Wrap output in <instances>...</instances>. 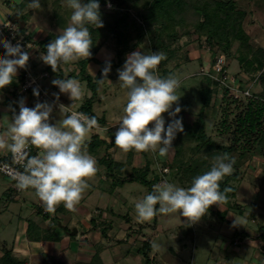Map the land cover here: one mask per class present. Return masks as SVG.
<instances>
[{
    "label": "rangeland",
    "instance_id": "1",
    "mask_svg": "<svg viewBox=\"0 0 264 264\" xmlns=\"http://www.w3.org/2000/svg\"><path fill=\"white\" fill-rule=\"evenodd\" d=\"M102 1L105 2L104 5L100 4L103 27L96 29L94 25H88L93 45L97 49L96 58L100 62L110 60V62L119 63V66L113 68L108 73L104 83L100 85V92L97 95L100 103L97 104L95 109L99 117H104L107 120V125L98 124V126L89 133L90 138H88L89 140L87 141H90L91 138L95 136L100 140L107 141V144L111 145L107 150L106 147L103 148V150L97 154L98 157H95L96 160L100 157H106L108 159L109 162H103L104 165L100 168V170H104L103 173L107 174L108 181L102 182L98 188L95 187L96 189L88 182L89 187L83 193L74 210L66 209L63 204L56 206V210L54 212L55 215L59 218V220L63 221L64 224H67L68 229H72V226L69 225V222H71L70 219H80L79 210H81V208L86 211L90 209L94 210L95 207H116L117 214H121L120 216H123L125 211L131 210L133 216L137 218L135 204L142 200L148 193L147 188L138 182H123L124 177L131 173V168L128 164L129 151L127 153H122L121 150L114 144V134L119 127L120 118L123 115V108L127 103L126 92L125 90H122L118 84V70L122 69L128 54L137 50L146 53H150V51H159L163 53L166 57L165 59H168L166 64L162 67V69L167 70L166 76L174 75L180 82L177 94L181 97L178 104L181 107V112L183 111L184 113L182 120L184 129L183 132L177 133L176 138L172 143V149L167 157L160 158L157 154L152 152H140L142 160L140 162L137 160L136 162V166L143 168L148 160L151 167L156 169L159 175H163L160 183L165 180L175 183L172 180L174 173L169 176V173L172 170L169 161L173 158V153L176 148H182V146L188 148L190 145L193 148L197 145L195 140L188 141L189 143L185 142L187 139V126L193 130L199 131L201 126L205 125L207 134L214 139H218L217 128L218 123L220 122L219 118L221 117V111L224 108L223 97L225 90H228L229 94L234 96L236 99L242 100L252 95L257 97L264 96V77H261L264 75V68L258 72L255 71L256 66H251L252 54L248 52V50H242L245 49L244 43L236 40L235 38L237 33L236 31H238L240 25L246 33V29L249 31L247 34L249 35L250 41L255 48H260L262 47V44H264V36L261 34V30L251 28L259 22L254 19V13L259 10L256 8L257 6L253 4L254 0H241V2L236 0H216V2L223 4H234V12L231 13V17H226L223 13H216V9L212 7L210 9L211 21L209 26L207 25L208 27L206 30H197L196 18L192 14L186 15V13L183 14L185 15L183 16L184 18L182 17V19L177 20L174 25H171V27L168 26L169 28H167V25L164 26V24H156L149 27V24L144 19L146 14L145 7H141L139 10H135L134 7H132V3H136L135 0ZM28 2L29 0H0V44L5 41H10L13 45L19 43L24 50L29 52V61L27 65L22 69H18L17 75L14 78V83L17 85V95L22 96L25 105L27 106L29 104L27 107L30 108L34 107L39 101L54 104L55 108L60 107V105L66 107L68 105L66 100L60 97L53 103L50 99H48L50 97L48 91H50L52 83H44L47 90V97H44L42 100L40 98L36 100L34 94L19 93V84L23 78L22 74H24L23 72H25V69L36 76H40L42 73L49 71V65L43 63L41 60V54L46 53L47 45L59 34H61L64 28L68 26L72 13V9L67 6L66 0H40V8L38 9L31 8ZM109 4L111 7H109ZM240 16L241 18L243 16L242 20L239 19ZM13 17L18 19L17 23L12 20ZM114 17H119L120 19L125 17L122 27L115 24L113 19ZM200 21L203 23L205 19L202 18ZM20 22L25 29V34L20 33L21 29L18 26V23ZM261 22L262 21L259 22V24H261L260 27L264 30V24ZM247 26L251 28V30L248 29ZM111 27L114 29L112 30ZM213 28L220 31L224 40L221 37H217L215 41L208 42V37L210 36L209 34L212 32ZM173 30L177 34V38L174 41L170 40V35ZM227 35L229 39H231V48L230 50L228 49V51H230L231 58H228L225 53L226 46H229L225 40ZM159 36L161 38H159ZM11 38L15 41H12ZM158 40L161 41L162 44H159ZM123 41L128 43L127 46L123 44ZM219 41H221V43H218ZM27 45L30 46L29 49L27 48ZM0 53L1 58H3L5 50L2 47H0ZM214 57H217L216 63H220V60H222L220 66L226 68L225 79H223L224 83L219 82V80L216 79L220 78L217 77L220 71L217 70L216 63L213 64ZM240 57L244 59V68L238 60ZM85 59L88 58H82L67 65H62L60 66L61 69L59 67L58 68L62 71L67 69L68 72L65 73V76H69L70 73H78L79 76L83 77L85 76L82 72L84 69L85 72L91 76H96L100 69V65L94 63L93 61L87 62L83 65L82 61ZM165 59H163L160 63H162ZM259 59H262V57ZM159 66L160 64L156 67L155 71L158 75L162 76V70H160ZM57 71L58 70H56L53 74L49 71V77L45 79V81L57 79L59 77ZM207 78L211 81H216L219 84L217 85L210 82V87L212 89H210V105L201 112V109L203 108L202 87L209 86ZM256 80H258V83L255 85L254 82ZM81 85L83 87V95L81 98H84L89 94L86 93L87 87L84 84ZM89 93L91 94L90 91ZM66 98L71 101L68 96ZM82 101H79L78 103L77 101H73L75 104L69 103V106L77 107L78 109L70 110L80 111L78 107L82 104ZM8 107L10 109L9 112L13 113L11 107L8 105V94L6 90H0V114L7 113ZM173 107H175V105ZM61 112H65L66 115L70 114V111L65 109H61ZM180 113L177 118H180ZM164 115L166 118L165 127H167V123L169 122L168 114L165 113ZM0 116V120L4 121V126H0L1 135L6 131L7 127H5V125L7 126V123L10 120L8 121L2 115ZM108 122L110 123L109 125ZM149 127H151V124ZM88 153L92 155L89 151ZM216 156L223 155L221 153L212 155V157L207 159V161H213ZM244 162L245 163L242 168V172L244 173L241 178L242 181L232 183L231 210H233V213L238 216L237 225H241L240 228L243 230L247 228V233L252 235L253 238V236L256 237V233L261 232L259 224L262 226L264 225L262 219H260L261 221L256 220L258 215L257 209H259L260 213H264V149L259 148ZM108 167L110 168V171ZM117 168L120 169L117 170ZM165 170L167 171L165 172ZM114 183L116 186H113ZM177 186L179 185L177 184ZM25 195L27 201L25 203L23 201L21 202L24 206L15 205L14 207L8 208L0 207L2 210L4 209L1 212L0 226L2 224L5 226L9 223V221H13L14 219L16 220L19 214H22L23 217L29 216L31 209L28 205L31 206L33 203L37 205L39 200L36 199V196L31 191L29 193L26 191ZM212 207H227V205L220 203L219 205H212ZM239 207L243 208V210L246 209V211L242 213L243 216H240L239 214ZM100 208L97 210L95 209L93 211V215H100ZM263 213L262 216L264 217ZM51 215L47 219L41 215L38 216L40 219L56 225L57 222ZM206 215L208 217L207 221H210L211 223H209L205 229H202L203 231H198L199 233L204 232L201 238L204 239L203 242L206 244V248L203 249L202 245L199 243L198 254L202 251H204L206 255L213 252L214 257L219 252L218 247L223 248L225 244L223 240L226 242H231L233 240L231 239L233 238L231 236L228 237L226 235H222L223 231L227 229V231L231 230V232H234V228L230 227L226 222V227L224 230L222 229V232H220L222 226L220 223L221 217H218L219 219L217 220L216 214L213 219H210L208 214ZM252 216H254L253 219ZM164 219H168L167 221L169 224L172 222V224L176 225H184L187 222L186 218L180 217L178 214L165 215ZM186 225L184 228H180L178 231L179 233L177 232L178 235L180 234V237H182L181 232L188 235ZM78 226L81 232V224ZM209 226L211 227L209 228ZM118 230L119 229L117 227V231ZM191 230H193V228ZM13 231V228L4 230L0 227V241L11 238ZM242 234L243 233H240L239 235L241 243L244 241L245 237H243ZM187 238L188 244L185 245L183 254L191 256L194 245L191 244L192 241L191 239L189 240L188 236ZM156 246V252H159L158 258L163 264H172L177 260L175 259L174 254L180 252V245L169 244L166 238L162 236L159 240H157ZM170 247L175 248L174 254L169 252ZM30 250L32 251V249ZM17 253L19 254L22 252ZM227 258L228 257L225 255L222 256L223 263H226L225 259Z\"/></svg>",
    "mask_w": 264,
    "mask_h": 264
},
{
    "label": "clouds",
    "instance_id": "2",
    "mask_svg": "<svg viewBox=\"0 0 264 264\" xmlns=\"http://www.w3.org/2000/svg\"><path fill=\"white\" fill-rule=\"evenodd\" d=\"M66 2L72 9L70 22L47 45L46 53L41 54L43 63L51 66L54 72L62 65L89 58L93 41L88 25H94L96 29L103 27L99 0ZM28 3L33 9L40 8V0H29ZM0 47L5 50L4 57L0 58V90H3L13 83L18 69L27 65L29 52L21 44L13 45L10 41L3 42ZM165 58L159 51H133L118 70L119 87L127 96L114 134V144L122 153L132 150L152 152L165 158L177 133L184 130L182 117L177 118L181 112L178 104L181 97L177 94L180 82L174 75L162 77L155 71ZM110 71L111 62L108 60L102 76L107 77ZM104 81L97 80L99 84ZM52 84L60 93L67 94L72 102L83 95L77 79L59 78ZM33 94L39 96V90L33 89ZM56 98L58 100L59 94ZM61 109L70 111V114L51 123L52 104L39 102L30 108L21 100L19 112L13 110L11 122L3 134L6 139L0 138V149H6L14 159L23 162V171H17L14 177L16 187L33 192L43 203L44 211L49 213H54L59 204L74 210L89 187L88 178L97 171L96 160L88 153L85 144L88 134L98 126L96 117L71 111V106L60 105ZM165 113L169 119L167 127ZM33 147L38 150L37 155H30ZM234 163L227 155L216 156L210 170L195 176L187 188L167 180L154 185L153 190L135 204L137 219L147 221L160 214H178L186 218L188 225L199 222L210 206L227 202V193L231 189L221 191L220 183L232 174Z\"/></svg>",
    "mask_w": 264,
    "mask_h": 264
},
{
    "label": "crops",
    "instance_id": "3",
    "mask_svg": "<svg viewBox=\"0 0 264 264\" xmlns=\"http://www.w3.org/2000/svg\"><path fill=\"white\" fill-rule=\"evenodd\" d=\"M236 1L241 2V0ZM253 4H255L257 6L256 8L259 9L257 10L258 12L254 13V19L259 22L262 21L261 23L264 24V0H254ZM259 22L256 25H253L251 28H254L255 30H261V34H263L264 36V30L261 29V24H259ZM247 28L251 30V28H249L248 26ZM246 31L247 33H249L247 29ZM262 47L264 48V44H262ZM65 78H67V76H65ZM57 79H59V77ZM52 81L53 79L50 81L44 80V83H52ZM50 88V91H48L50 97L48 99H50L52 103L57 100L56 96L57 94H59L60 98L66 100L68 104L66 107H70L69 103L72 104L73 102L69 101L68 98H66L68 96L67 94L60 93L58 87L52 86V84ZM86 93L89 95H86L85 97H91L92 94H90L87 89ZM85 97L76 100L77 103L85 99ZM99 103L100 101L98 100V102L94 104V111L97 115L98 113L95 108ZM52 105L53 113L51 114L50 122L54 123L62 119L66 115V113L61 112L60 107L55 108V105ZM71 109L78 110L77 107L73 106L71 107ZM9 110L10 109L8 107L7 113L0 114L4 118H6V120H10L7 123L8 125L11 122V118L13 115V113H10ZM109 124L110 123L108 122V125ZM0 126H4V121L0 120ZM7 126L5 125V127ZM3 134L0 135V138H5L3 137ZM88 135L89 136L85 140L86 147L90 142L87 141L89 140L88 138H90V134ZM10 154L11 152L7 151L6 149H0V160H7V158L10 157ZM91 156L94 157L93 155ZM137 160L140 162L142 160V156L140 152L133 151V157L132 160H130L131 168L141 169L136 166ZM96 163V173L87 180L90 185H93V188H98L102 182L108 181L107 174L103 173L104 170H100V168L103 167L104 164L99 162L98 160H96ZM1 176L3 177V175H0V207L8 208L14 207L15 205L24 206L21 202L23 201L25 203L27 201V198L25 197L26 191H17L14 188L13 183L9 179H7L6 177L2 178ZM113 186H116L115 183L113 184ZM27 192L29 193L30 191ZM36 199L39 200L37 197ZM28 206L31 209V213L28 217H23L22 214H19L16 220L14 219L13 221H9V223L5 226L3 224L0 226L4 230L9 228L14 229L11 238L7 240L4 239L0 241V243L9 244V246L12 247V255L18 259L26 260L27 264H49L50 260L60 262L61 264H145L142 255L137 252V250H139L143 246L144 242H149L151 246V252L149 255L152 263L163 264L162 261L158 258L159 252H156L157 240H159L162 236L166 238L169 244L180 245V252L176 254H174V247L169 248V252L174 254L175 259H177L172 264H264V225L262 226L261 224H259L261 232L256 233V237L253 236L252 238V235H249L247 233V228L243 230L240 228L241 225H237L238 216L233 213L231 207L210 206V211H208L207 213L210 219L215 218V214L217 215V220L219 219L218 217H220L219 215H221V217L224 216V218L220 219V223L222 225L220 232H222V229L224 230V228L226 227V222L230 227L234 228V232H231V230L227 231V229L223 231L222 235H226L228 237L231 236L233 237L231 238L233 240L231 242H226L225 240H223L225 242L223 248L218 247L219 252L213 257V252L209 255H206L204 251L198 254L199 243L202 245L203 249L206 248V244H204L203 242L204 239L201 238L204 232L199 233L198 231L205 229V227L209 225V223H211L210 221H207V215H205L199 222L191 225H188L187 222L184 225H176L172 224V222H170L169 224V222L167 221L168 219H164L165 215L162 214L157 216L156 222H154L155 217L147 221H140L133 216L131 210L125 211V214L123 216H120L121 214H117L116 207H95L94 210L100 208L101 212L100 215L98 214V216H95L93 215L94 210L90 209L84 211L81 208V210H79L80 219L69 218L71 221L69 222V225L72 226V229H68L67 224H64L63 221L59 220L55 213H52L51 216L57 222L56 225L39 218L36 210L38 208L44 209V205L40 200L38 201L37 205L33 203L31 206ZM3 210L2 208H0V217ZM245 211L246 209L243 210V208H240V216ZM258 211L259 209H257L258 215L256 214V220L259 221L260 219H262V221L264 222V217L262 216L263 212L260 213L259 211L258 213ZM253 218L254 216H252V219ZM106 223H112V225L104 235L102 229L107 227ZM31 224L39 227L44 232L54 227L53 232L56 239L35 240L34 236V238H30L28 230L30 229ZM80 224L82 226L81 232L78 226ZM185 225L188 229V235L184 232H181L182 237H180V234L178 235L177 232L180 230V228H184ZM141 226L144 227L142 231L138 229ZM117 227L119 229L118 231ZM131 227H133L134 229L133 231L129 232V229ZM210 227L211 226H209V228ZM192 228L193 230H191ZM240 233H243V237L245 236L242 243L239 238ZM187 236L189 237V240L191 239V244L194 245V248H192L191 256H189L188 254H183V249L185 245L188 244ZM30 249H32V251ZM17 252L22 253L18 254ZM224 255L228 257L227 259H225L226 263H223L222 261V256Z\"/></svg>",
    "mask_w": 264,
    "mask_h": 264
},
{
    "label": "trees",
    "instance_id": "4",
    "mask_svg": "<svg viewBox=\"0 0 264 264\" xmlns=\"http://www.w3.org/2000/svg\"><path fill=\"white\" fill-rule=\"evenodd\" d=\"M136 3H132V7H134L135 10H139L141 7H145V17L144 19L149 24V27L154 26L156 24H164V26L167 25L171 27V25H174L177 20L182 19L184 13L186 15L192 14L196 18L197 30H206L209 26V23L211 21L210 19V9L213 7L216 9V13H223L226 17H231V13L234 12V4H223L220 2H216V0H135ZM101 5H104L105 2L100 0L99 1ZM214 13V12H213ZM240 15V14H239ZM123 19H120L119 17H114V22L117 25H120L122 27ZM184 18V17H183ZM204 18L207 22H201L200 20ZM243 18V16H242ZM241 16L239 19H241ZM13 21L16 23L18 22V19L15 17L12 18ZM166 22V23H165ZM208 25V26H207ZM18 26L20 27V33L25 34V29L22 26L21 22L18 23ZM114 26V25H113ZM162 27V26H160ZM174 28V26H173ZM113 30L114 28L111 27ZM118 30V29H117ZM214 30V31H213ZM212 32L209 34L208 42L215 41L217 37L223 38L222 34H220V31L216 30V28H213ZM236 40L242 41L245 45V49L242 50H248L252 54V61L251 66H256L255 71H260L264 68V49L262 47H254L252 42L250 41L249 35L241 28L239 25L238 31H236ZM170 35V40H175L177 38V34L173 30ZM159 38H161L159 36ZM161 40V39H160ZM224 40V38H223ZM225 40L229 46H226L225 53L228 56V58H231L230 56V50L231 45L228 35L225 37ZM251 43H250V42ZM159 44H162L161 41L158 40ZM218 43H221L219 41ZM123 44L127 46L128 43L126 41H123ZM127 48V47H126ZM47 50V49H46ZM96 47L92 45L91 48V56L88 59H85L82 61V64L84 65L87 62L93 61L94 63H97L100 65V69L96 76H91L90 74L85 72V69L82 70V72L85 74V76L81 77L78 73H70L67 78H74L80 81L81 84H84L87 87V90L91 92V97H85L83 99L82 104L79 106V109L81 112H84L88 116H95L99 125H107V120L104 117H99L95 111H94V104L98 102V93L100 92V85L97 80L99 79H105L106 77L102 76V69L105 66V62H100L96 58ZM262 59H259L261 58ZM1 58V53H0ZM217 58V57H216ZM214 57L213 64H215L217 61ZM168 59H165L162 63H160V70H162V77H167V70L162 69L163 65L166 64ZM238 60L241 63V66L244 68V59L238 58ZM119 63L111 62V70L113 68L118 67ZM60 68V67H59ZM57 69L59 78H65V72L67 73V69H65V72ZM48 70L53 74L55 73L51 66H48ZM245 70V69H244ZM48 71V72H49ZM224 71H226V68H224ZM245 72V71H244ZM262 78L264 77L261 76ZM210 82H213L214 84H219L216 81H211L207 78V83L209 86L202 87V99H203V108L201 109V112L209 107L210 105V94H211V85ZM255 85L258 83V80H256ZM17 85L16 83H13L7 87H5L3 90H6L8 94V105L11 107V110H15L16 113H18L19 109V102L23 100L22 96L17 95ZM253 88V87H252ZM255 88V86H254ZM211 89V90H210ZM36 100L38 99V96H35ZM223 104L224 108L221 111V117L219 118L220 122L218 123L217 128V138L214 139L210 135L207 134L205 125L201 126V129L199 131L191 129L189 126L186 127V135L187 139L185 140L186 143H189L188 141L195 140L197 142V145L195 147H191V145L186 148L185 146H182V148H176V150L173 153V158L170 159V165H171V172L169 173V176L174 173V176H172V180L177 183L180 187H190L192 179L202 174L205 171L210 170L211 166L214 163V160L211 162H208L207 159L211 158L212 155H216L218 153H221L222 155L229 156L232 160L235 161L234 163V170L231 175L224 178L223 181L220 183L221 191L225 188H230L231 191L227 193L228 200L226 203H222L223 205H227V207H231L232 204V188L234 182H239L243 176L242 168L244 165V161L248 159L254 152H256L259 148L264 149V96L263 97H257L255 95H252L250 97L242 99H236L234 96H231L229 94L228 90H225V94L223 97ZM183 111L180 113V117H182L183 120ZM202 116V113H201ZM105 140H100L98 137L93 136L90 140V142L87 145V150L94 156L98 157V153L103 150V148L106 147V150L109 148V144ZM195 148V149H194ZM133 151H129L128 156V164L130 167V160H132L133 157ZM190 156V157H189ZM9 160V158H7ZM99 162L103 163L108 161L106 157H100L98 159ZM109 162V161H108ZM121 164V163H117ZM121 167V165H120ZM131 168V167H130ZM109 171L110 168L108 167ZM120 168H117L119 170ZM163 175H159L157 170L151 167V164L148 162L145 165V167L141 169H135L131 168V173L128 174V176L124 177L123 182H138L142 186L146 187L148 192H151L153 190V186L160 183L161 177ZM122 178V176H121ZM159 205H157L158 207ZM210 211V208L209 210ZM37 215H41L45 219L50 217L51 213L44 214L42 208H38ZM157 216L155 217V221H157ZM221 217V216H220ZM224 218L222 216L220 219ZM128 220V219H127ZM107 225V224H106ZM112 223H108L107 227H105L103 230V234L105 235L107 230L111 228ZM144 227L141 226L138 229L142 231ZM54 227L50 228V230L44 232L39 227L35 226L34 224H31L30 229L28 230V234L30 238H34L35 240H55L56 237L54 235ZM133 227L129 229V232L133 231ZM138 231V230H137ZM34 236V237H33ZM137 252L142 255L144 259L145 264H154L152 263V260L150 259V252H151V246L149 242H144L143 246L137 250ZM0 264H27L26 260L18 259L12 255V247L9 246L7 243H0ZM49 264H61L60 262L50 260ZM100 264V263H99Z\"/></svg>",
    "mask_w": 264,
    "mask_h": 264
},
{
    "label": "built area",
    "instance_id": "5",
    "mask_svg": "<svg viewBox=\"0 0 264 264\" xmlns=\"http://www.w3.org/2000/svg\"><path fill=\"white\" fill-rule=\"evenodd\" d=\"M13 38H11L12 41H15ZM221 62L222 60H220V63H216V68L218 71H220V73H218L217 76L220 78H216L217 80H219V82H223V79H225V74H226L224 68L220 66ZM23 73H24L22 74L23 78L21 79V82L19 84V93L33 94V89H38L40 93L38 98L42 100L44 99V97H47V90L44 85V80L49 77L48 72L42 73L40 76H36L31 74L27 69H25V72ZM37 154H38L37 149H35L34 147L30 149V155H37ZM17 171H23V162L19 161L18 159H14L12 153L10 154L9 160H0V174L6 177L7 179H9L13 183L14 188L17 191H21L16 187V181L14 178ZM166 171L167 170H165V172ZM43 213L47 214L48 212H45L43 209Z\"/></svg>",
    "mask_w": 264,
    "mask_h": 264
}]
</instances>
